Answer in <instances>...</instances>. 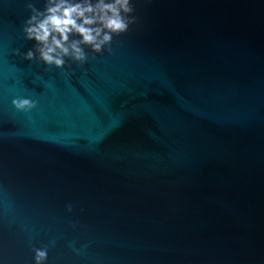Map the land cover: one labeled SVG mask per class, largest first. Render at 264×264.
<instances>
[{
    "label": "water",
    "instance_id": "obj_1",
    "mask_svg": "<svg viewBox=\"0 0 264 264\" xmlns=\"http://www.w3.org/2000/svg\"><path fill=\"white\" fill-rule=\"evenodd\" d=\"M25 3L0 0V264H264V0H133L63 69L15 54Z\"/></svg>",
    "mask_w": 264,
    "mask_h": 264
},
{
    "label": "clouds",
    "instance_id": "obj_2",
    "mask_svg": "<svg viewBox=\"0 0 264 264\" xmlns=\"http://www.w3.org/2000/svg\"><path fill=\"white\" fill-rule=\"evenodd\" d=\"M25 7L30 15L22 32L25 40L35 43L27 52L17 49L15 54L58 69L65 67L66 60L83 65L95 59L94 54L110 51L113 37L126 33L137 21L133 0H43L42 9L34 0H26ZM11 103L25 113L36 107L35 100L23 97ZM72 207L68 204L66 210L71 212ZM49 246L33 249V264H44Z\"/></svg>",
    "mask_w": 264,
    "mask_h": 264
}]
</instances>
